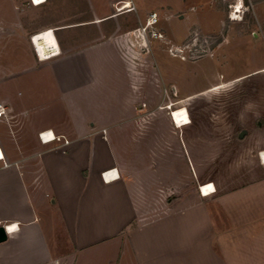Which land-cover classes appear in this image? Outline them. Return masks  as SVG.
Listing matches in <instances>:
<instances>
[{
	"label": "crops",
	"instance_id": "1",
	"mask_svg": "<svg viewBox=\"0 0 264 264\" xmlns=\"http://www.w3.org/2000/svg\"><path fill=\"white\" fill-rule=\"evenodd\" d=\"M29 2L31 9L42 10V22L27 34L52 30L59 49L37 60L36 68L46 66V96L50 69L53 100H63L69 113L62 117L56 111L33 129L37 136L51 130L68 144L41 142L29 158L0 163V226L8 227L0 264H86L79 258L89 253L96 254L95 264H114L118 251L127 253L130 264H264L261 137L246 181L243 175H200L212 164L206 138L192 135L184 143L173 132L178 127L169 112L148 120L137 113L146 100L117 84L121 73L123 80L145 75L143 67L130 65L135 54L144 60L136 46L144 39L138 29L144 23L128 16L136 11L135 1ZM105 48L114 54L98 51ZM92 51L99 52L97 60L113 64L107 69L113 86L105 103L124 105L117 108L120 118L110 112L86 115L71 97L76 86L69 84L79 82L82 70L77 61ZM116 56L124 65L119 72ZM82 60L88 82L99 81L105 69L88 57ZM184 156L189 180L179 173ZM208 183L214 191L204 194L199 187Z\"/></svg>",
	"mask_w": 264,
	"mask_h": 264
},
{
	"label": "rangeland",
	"instance_id": "2",
	"mask_svg": "<svg viewBox=\"0 0 264 264\" xmlns=\"http://www.w3.org/2000/svg\"><path fill=\"white\" fill-rule=\"evenodd\" d=\"M134 1L136 13L128 16L144 23L138 26L144 39L136 42L144 60L135 54L129 63L143 67L145 75L136 81L130 75L123 80L124 75L119 74V87L124 83L128 86L127 91L120 89L146 100L136 112L150 121H154V114H170L169 106L184 107L190 123L173 132L179 133L186 144L192 135L206 138L212 164L198 171L200 175L244 176L246 181L258 138L264 142V0ZM31 5L29 0H0V102L6 106V114L0 118V148L9 161L29 158L39 149L41 141L34 129L52 120L54 112L62 117L69 114L63 100H53L51 70L47 69L51 94L48 91L50 95L46 96V66L36 68L37 58L26 29L42 22V10L31 9ZM151 13L157 14V23L144 30ZM98 51L113 55L115 50ZM99 56V52L92 51L77 61L82 68L80 83L69 84L76 86L71 97L86 115L110 112L120 118L123 113L119 114L117 108L124 105L112 107L105 103L113 86L107 69L113 64L106 58L104 62L97 60ZM83 57L105 69L99 81L88 82ZM116 58L119 72L124 65ZM124 96L119 97L120 101ZM49 100L52 102L47 103ZM88 100L93 102L89 104ZM242 130L246 133L239 138ZM199 141L202 143V139ZM179 168L184 170H179L180 174L191 179L185 156ZM114 258V264H130L126 252L118 251ZM79 259L95 264L97 256L89 253Z\"/></svg>",
	"mask_w": 264,
	"mask_h": 264
},
{
	"label": "bare ground",
	"instance_id": "3",
	"mask_svg": "<svg viewBox=\"0 0 264 264\" xmlns=\"http://www.w3.org/2000/svg\"><path fill=\"white\" fill-rule=\"evenodd\" d=\"M34 4H39L41 3V0H34L33 2ZM128 4L125 3V5L122 8H127ZM236 12H238L239 10H235ZM48 31H40L36 34H34V43L35 45L38 47L41 55H46L48 53V51H53V50H57L58 51V46L56 41L53 38V35L51 33V30L47 29ZM49 42L52 43L53 48L49 45ZM59 53V52H57ZM172 105V104H171ZM170 109V116L172 118L173 123L175 124L176 127H182L184 125H187L190 123V118L189 115L187 113V110L184 107L181 108H176V109H172V106L168 107ZM0 154H1V150H0ZM208 183V185H205L202 187V192L204 194L209 193L210 191H212V185Z\"/></svg>",
	"mask_w": 264,
	"mask_h": 264
},
{
	"label": "built area",
	"instance_id": "4",
	"mask_svg": "<svg viewBox=\"0 0 264 264\" xmlns=\"http://www.w3.org/2000/svg\"><path fill=\"white\" fill-rule=\"evenodd\" d=\"M34 1V0H33ZM43 0H41L42 2ZM129 9H133V7L129 8ZM157 23V14L156 13H151L145 23V27H144V30L145 28H147L148 26H153L154 24ZM45 31H48V30H45ZM51 33L53 35V32L51 30ZM34 36L35 35H31L30 36V42H31V45H32V48H33V51L35 53V56L37 58V60L39 61H43V60H46L48 58H51L53 56H55L56 54H58L57 52H59V49L58 51L57 50H53V51H48V53L46 55H41L38 47L35 45L34 43ZM53 38H54V35H53ZM55 40V38H54ZM56 41V40H55ZM57 43V42H56ZM49 45L50 48L52 47L53 48V45L51 42H49ZM58 46V44H57ZM6 114V106L0 102V118L4 117ZM38 138L39 140L42 142V143H51V142H62V144H68V140L64 139L63 137L61 136H56L53 134V132L51 130H44V131H41L40 133H38ZM1 150V154H0V163H2L3 166H7L8 163L6 162V159H5V156H4V153L2 151V149L0 148ZM112 170H108V171H105L103 173V175L105 173H109L111 172ZM205 186V185H202L199 187L200 191H202V187ZM212 191H214V189H212ZM5 230L7 231L8 230V227H4Z\"/></svg>",
	"mask_w": 264,
	"mask_h": 264
},
{
	"label": "water",
	"instance_id": "5",
	"mask_svg": "<svg viewBox=\"0 0 264 264\" xmlns=\"http://www.w3.org/2000/svg\"><path fill=\"white\" fill-rule=\"evenodd\" d=\"M246 133L245 130L240 131L239 138L243 137V135ZM7 238L6 230L3 226H0V242L5 241Z\"/></svg>",
	"mask_w": 264,
	"mask_h": 264
}]
</instances>
